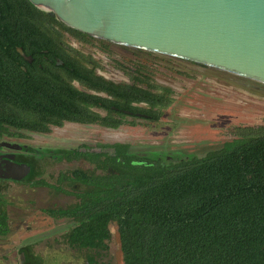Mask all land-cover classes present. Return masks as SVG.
<instances>
[{"label":"trees","instance_id":"1","mask_svg":"<svg viewBox=\"0 0 264 264\" xmlns=\"http://www.w3.org/2000/svg\"><path fill=\"white\" fill-rule=\"evenodd\" d=\"M2 1L0 32L13 35L16 18L8 0ZM155 97L125 87L123 107L134 100L153 103ZM67 100L75 110V99ZM110 147V152L69 150L62 156L95 167L71 172L75 185L68 194L75 202L56 211L74 219L68 238L84 251V264H104L111 224L117 227L123 264H264V124L235 126L230 139L203 154L168 158L133 152L128 144ZM7 218L3 213L0 232L7 230ZM25 254L30 261L40 259L29 249Z\"/></svg>","mask_w":264,"mask_h":264},{"label":"flooded vegetation","instance_id":"2","mask_svg":"<svg viewBox=\"0 0 264 264\" xmlns=\"http://www.w3.org/2000/svg\"><path fill=\"white\" fill-rule=\"evenodd\" d=\"M2 2L0 0V23L4 18ZM8 3L16 20L13 22V35L0 32V218L3 213L8 216L7 230L0 232V249L5 242L9 243L8 239L13 246L12 238L23 233L25 228L31 229L30 225H26L25 215L35 211L56 223L70 222L62 230L61 240L69 249L78 251L70 245L68 238L74 228V219L57 216L56 213L67 209L75 201L61 206L55 200L51 207L44 208L37 207L35 201L29 200L25 202L29 204L21 208L18 206V196L9 198L5 195V189L10 185H27L31 189L47 188L57 196L75 199L74 195L68 194L75 185L68 178L71 172L76 169L92 171L95 167L84 159L67 161L62 158L63 154L69 150L83 153L112 151L110 145L116 143H101L96 130L93 132L94 126L116 130L127 127L128 123L134 125L136 121L157 124L165 120V112L176 99V89L173 87L175 72L169 67L168 76L162 75L160 58L151 52L134 49L129 54L128 50H123L131 56L127 59L125 54L114 49L117 44L75 34L58 16H51L30 0H8ZM120 54L123 55L122 59ZM181 61L186 68L177 73L184 72L183 75L188 77L196 75L200 79H207L206 72L211 71L213 76H220L221 80L234 84L240 83L246 87L252 83L260 84ZM125 87L142 88L156 97L153 103L134 100L129 108L123 107ZM161 95L162 100L159 99ZM68 98L75 99V110L69 106ZM167 102L170 103L165 105ZM154 114L159 117L155 119ZM72 116H82L95 122L68 119ZM140 127L144 128L142 125ZM75 129L87 132L88 136L82 138V134L76 132L82 137L78 141L71 140L73 137L67 135L75 133ZM121 144L132 147L129 143ZM51 161L67 165L77 163V166L70 171H58L55 183L50 184L43 175ZM28 249H33L32 244L19 248L15 259L24 256L22 252ZM8 260V255H0V261L15 264L14 260Z\"/></svg>","mask_w":264,"mask_h":264},{"label":"rangeland","instance_id":"3","mask_svg":"<svg viewBox=\"0 0 264 264\" xmlns=\"http://www.w3.org/2000/svg\"><path fill=\"white\" fill-rule=\"evenodd\" d=\"M114 49L125 54L127 59H130L129 54L134 50L121 45H115ZM123 50H128L129 54L124 53ZM152 54L160 58L162 75L168 76L169 67L175 72L173 77V87L176 89L175 103L165 112V120L157 124L136 121L134 125L128 123V128L121 127L116 130L92 127L93 132L96 130L99 135L101 143H129L133 152H159L166 156H187L203 154L221 146L224 141L230 139V131L235 126L264 124L263 88L252 84L246 87L240 83L227 82L225 79L221 80L220 76H213L211 71L206 72L207 79H200L196 75L188 77L183 75L184 72L180 73V70L185 71L186 68L180 59ZM120 55L122 59L123 55ZM178 71L180 74L177 73ZM76 132L82 134L83 137ZM68 136L73 137L71 140L78 141L80 137L86 138L88 133L75 129V133H68ZM75 166L77 163L67 165L66 163L55 164L51 161L47 165L43 178L48 183L54 184L58 171H70ZM5 195L9 198L18 196V206L21 208L28 205L29 203L25 202L29 200L35 201L37 207L44 208L51 207L55 200L61 206L75 201L72 197L57 196L53 190L31 189L27 185H10L5 189ZM21 213L23 214L24 211ZM25 218L26 225H30L31 229L23 227L25 231L12 238L13 246L10 245L8 239L9 243H4L0 249V255H8V261H13L19 248L32 244L34 252L43 255V264L84 263V253L67 248L61 240L62 230L70 225V222L56 223L48 216L39 215L35 211L26 213ZM110 231L112 237L109 250L104 254L101 262L123 264L116 225L111 224ZM15 261L16 259L14 263ZM0 264L3 263L0 261Z\"/></svg>","mask_w":264,"mask_h":264},{"label":"water","instance_id":"4","mask_svg":"<svg viewBox=\"0 0 264 264\" xmlns=\"http://www.w3.org/2000/svg\"><path fill=\"white\" fill-rule=\"evenodd\" d=\"M30 1L82 34L246 78L264 89V0Z\"/></svg>","mask_w":264,"mask_h":264},{"label":"crops","instance_id":"5","mask_svg":"<svg viewBox=\"0 0 264 264\" xmlns=\"http://www.w3.org/2000/svg\"><path fill=\"white\" fill-rule=\"evenodd\" d=\"M68 248V247H67ZM72 249V248H71ZM31 251L35 254V252H34V250L33 249H31ZM74 251V250H73ZM78 251H80V250H78ZM81 252H83L84 253V251H81ZM22 254H24V257L22 258V257H18V260H16L15 261V264H43L42 263V261H44L43 260V255H39V254H35V255H37L40 259L38 260V261H34V260H32V261H30L29 259H28V257L26 256V254H25V252H22ZM83 257H84V262H85V255L83 254ZM1 263H3V264H5V261H1ZM13 263H14V261H13ZM84 264V263H83Z\"/></svg>","mask_w":264,"mask_h":264}]
</instances>
